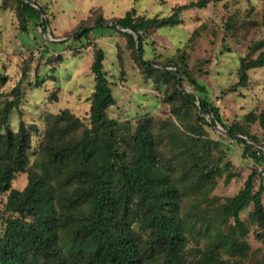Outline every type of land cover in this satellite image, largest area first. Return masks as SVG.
Segmentation results:
<instances>
[{
  "label": "trees",
  "instance_id": "1",
  "mask_svg": "<svg viewBox=\"0 0 264 264\" xmlns=\"http://www.w3.org/2000/svg\"><path fill=\"white\" fill-rule=\"evenodd\" d=\"M31 1L20 0L16 7L19 29L24 34L41 27L46 36V11ZM222 1L198 0L180 5L170 16L162 18H134L132 12L110 23L98 18L95 27L83 26L67 35L68 39L61 41L66 45L62 51L44 46L51 54L46 51V56L43 52L39 55V68L51 67L52 73L65 61L66 52H79L74 44L84 39L88 42L84 46H94L90 68L95 77L91 125L78 138L70 139L57 128L69 122L68 115L55 117L54 121L48 119L45 142L31 163L33 126L21 121L14 131L8 125L12 112L21 110V84L3 95L12 99L4 105L0 116V195H6L4 209L0 211V264H247L250 246L244 239L249 228L241 214L252 206V221L264 230V184L261 181L255 190L260 176L257 169L223 206L222 226L218 224L213 232H195L183 217L180 187L159 163L152 122L140 123L133 130L130 124L107 116V110L116 101L104 71L105 52L92 43L104 34L99 35V29L119 33L134 49L145 73L150 77L168 76L173 81L174 94L182 98L183 105L196 108L198 124L220 125L232 140L244 145L245 157L264 165V149L255 145L261 142L260 137L238 123L225 124L220 109L209 100L206 86L192 74L184 59L174 57L162 64L144 58L151 29L175 26L183 12ZM225 27L232 29L230 20ZM38 49L41 53L43 48ZM255 54L258 56L254 57ZM160 67L175 69L177 74ZM258 68H264V40L253 43L241 58L238 86H245L249 71ZM185 82L193 90L186 88ZM44 83L37 74L36 88ZM259 120L264 129V112ZM198 163L205 166L202 160ZM218 166H205L207 172H199L200 179L214 182ZM22 173L28 175V184L20 191L12 183ZM229 182L226 179L225 183ZM205 236L209 242L203 250L189 248L193 242L201 245ZM259 238L264 242L258 234Z\"/></svg>",
  "mask_w": 264,
  "mask_h": 264
},
{
  "label": "rangeland",
  "instance_id": "2",
  "mask_svg": "<svg viewBox=\"0 0 264 264\" xmlns=\"http://www.w3.org/2000/svg\"><path fill=\"white\" fill-rule=\"evenodd\" d=\"M19 1L0 0V116L4 105L12 99L3 95L21 84V112L14 110L8 125L14 131L21 121L33 126L30 132L33 163L45 142L48 119L54 121L55 117L68 115L69 122L57 128L70 139L78 138L91 125V94L95 88L90 70L94 46H84L88 44L84 39L74 44L79 52H66L65 61L56 73L51 72V67L39 68V55L42 52L47 55L44 46L62 51L66 45L61 41L68 39L67 35L83 26L95 27L98 18L110 23L128 12L134 18L168 17L175 7L198 0H34L46 11L47 37L41 27L21 33L16 13ZM229 20L230 31L225 27ZM96 32L99 35L104 32L92 43L105 52L104 71L116 101L107 110V116L130 124L133 130L140 123L152 122L159 163L180 187L183 217L195 232H213L218 224H223V206L244 187L254 168L260 175L255 190L261 181L264 184V165L245 157L244 145L232 140L223 129L198 124L196 108L183 105L168 76L150 77L145 73L126 38L116 32L100 29ZM263 40L264 0H224L204 9L183 12L175 26L151 29L144 58L162 64L174 57L184 59L192 74L206 86L207 96L220 109L225 124L238 123L250 134L258 135L261 142L254 144L261 148L264 129L259 115L264 112V68L250 70L245 86L238 83L241 58L248 54L253 43ZM82 45L85 49L81 50ZM38 48H43L41 53ZM37 74L40 80H45L40 88L35 86ZM184 85L193 90L189 83ZM197 159L211 169L219 165L214 182L200 179L199 172L206 173L207 168ZM228 178L230 182L226 184ZM27 184L28 175L22 173L16 176L12 187L21 191ZM5 202L6 195H0V211ZM252 213L251 206L241 214L249 228L244 239L250 246L247 264H264V242L258 239V234L264 238V230L254 224ZM208 242L209 237L205 236L201 245L193 242L189 248L203 250Z\"/></svg>",
  "mask_w": 264,
  "mask_h": 264
},
{
  "label": "water",
  "instance_id": "3",
  "mask_svg": "<svg viewBox=\"0 0 264 264\" xmlns=\"http://www.w3.org/2000/svg\"><path fill=\"white\" fill-rule=\"evenodd\" d=\"M32 5H35L37 8H39L40 9V5L36 2V1H34V0H32L31 2H30ZM44 16V15H43ZM42 34L44 35V32L42 31ZM139 44V43H138ZM137 44V45H138ZM165 69H167V70H169V71H173L174 73H176L177 74V71L175 70V69H171V68H165ZM217 128L218 129H221L222 130V127L221 126H218L217 125ZM226 133H228V132H226ZM229 134V133H228ZM230 135V134H229ZM238 138H243L242 136H237ZM263 149H264V147H262Z\"/></svg>",
  "mask_w": 264,
  "mask_h": 264
}]
</instances>
